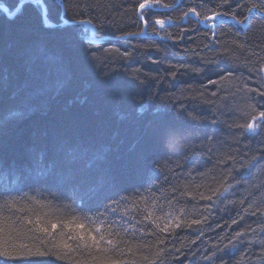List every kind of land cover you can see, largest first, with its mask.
<instances>
[{
	"label": "trees",
	"instance_id": "16d2710c",
	"mask_svg": "<svg viewBox=\"0 0 264 264\" xmlns=\"http://www.w3.org/2000/svg\"><path fill=\"white\" fill-rule=\"evenodd\" d=\"M262 111L264 0H0V264L98 213L135 264H264Z\"/></svg>",
	"mask_w": 264,
	"mask_h": 264
},
{
	"label": "snow or ice",
	"instance_id": "6c2138e0",
	"mask_svg": "<svg viewBox=\"0 0 264 264\" xmlns=\"http://www.w3.org/2000/svg\"><path fill=\"white\" fill-rule=\"evenodd\" d=\"M154 6L155 4L151 2L140 3L138 5V7L142 10L151 9ZM257 10H260L259 6L253 5V7L249 11ZM209 19L214 20L215 17H209ZM157 23L163 24V21H157ZM261 121H264V111L260 112L259 116L255 120L241 127H246L248 131H256ZM169 138L172 139L174 137L170 135ZM216 191L218 192L219 190L217 189ZM204 198L205 197L201 195V199ZM206 198L211 200V196ZM121 199L123 200L125 199V197H121ZM118 206L119 201L114 200L112 206L106 205L105 207L107 209H110L111 211H116V208ZM103 215L104 213H98L97 219L100 220V223L95 225L94 227H88L87 229L85 224L82 222H65L64 227L68 232H74V234L69 235L67 237V240H63L59 244L52 243L51 246L47 247V249L44 251L40 250L39 248L33 251L32 248L28 247L27 245H22L21 247L26 249V251L21 252L19 254V257L13 256V254L8 251H3L2 254L13 259L24 256L44 257L52 255L58 260L70 261L71 264H128L129 260H132L133 264H135V256L129 255V253H132V249L128 248L126 252L124 248L121 247V244H126L127 242L123 241L120 238V233L113 232L111 230V225H108L107 232L104 231L105 223L101 219ZM145 219H147V217ZM26 222L28 224L33 223L31 219H28ZM36 223L39 224V218H37ZM192 223L198 224L201 223V221L193 220ZM171 226L172 222L170 221L169 224L165 225V228L162 229V231H167ZM174 226L176 228H179L180 224L176 223ZM57 227L58 225L56 223L51 224V228L53 231H55ZM40 231L46 233L49 237H51V233L49 232L48 228L42 227ZM69 240L73 241L74 243H69ZM41 243L47 245L48 241L44 240L41 241ZM142 259L147 260L148 257H143Z\"/></svg>",
	"mask_w": 264,
	"mask_h": 264
},
{
	"label": "rangeland",
	"instance_id": "374dc122",
	"mask_svg": "<svg viewBox=\"0 0 264 264\" xmlns=\"http://www.w3.org/2000/svg\"><path fill=\"white\" fill-rule=\"evenodd\" d=\"M148 2H150V1H144L143 3H148ZM151 3H152V2H151ZM158 8H159V6L155 4V6L152 7L151 9H158ZM145 10H147V9H145ZM143 11H144V10H143ZM157 21H161V20H158V19H157V20L155 21V23H157ZM166 23H167V22L163 21V24H161V23H157V25L161 27V26H163V25L166 24ZM148 24H149V23L145 20V26H148ZM86 26L92 29V26L90 25V23H86Z\"/></svg>",
	"mask_w": 264,
	"mask_h": 264
},
{
	"label": "water",
	"instance_id": "95a60500",
	"mask_svg": "<svg viewBox=\"0 0 264 264\" xmlns=\"http://www.w3.org/2000/svg\"><path fill=\"white\" fill-rule=\"evenodd\" d=\"M77 22H82V21H77ZM91 26H92V28H93V34H92V38H95V29H94V26L92 25V24H90Z\"/></svg>",
	"mask_w": 264,
	"mask_h": 264
}]
</instances>
